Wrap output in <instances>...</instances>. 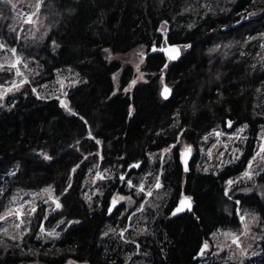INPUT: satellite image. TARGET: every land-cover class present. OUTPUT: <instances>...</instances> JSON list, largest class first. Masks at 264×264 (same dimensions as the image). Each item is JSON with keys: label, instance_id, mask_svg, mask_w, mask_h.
Wrapping results in <instances>:
<instances>
[{"label": "trees", "instance_id": "obj_1", "mask_svg": "<svg viewBox=\"0 0 264 264\" xmlns=\"http://www.w3.org/2000/svg\"><path fill=\"white\" fill-rule=\"evenodd\" d=\"M36 14L42 32L31 37L0 0V42L36 66L0 107V215L23 191L47 189L61 207L38 200L19 239L0 230V264H241L209 248L217 231L240 230L241 212L260 234L259 254L243 264H264V152L241 178L264 135V0H40ZM165 43L180 47L176 60L149 53ZM138 48L147 81L114 93L119 62L105 52ZM66 69L79 78L65 92L71 112L42 90ZM131 77L126 69L119 89ZM11 78L0 69V85ZM238 127L235 159L207 168L191 154L183 169L180 143L197 150L216 129ZM157 178L145 201L134 186ZM116 195L134 202L112 207ZM183 196L191 210L173 215Z\"/></svg>", "mask_w": 264, "mask_h": 264}, {"label": "rangeland", "instance_id": "obj_2", "mask_svg": "<svg viewBox=\"0 0 264 264\" xmlns=\"http://www.w3.org/2000/svg\"><path fill=\"white\" fill-rule=\"evenodd\" d=\"M3 1L11 6L12 10L14 11L15 17L18 21H20L21 26H23L24 24H30L29 31H27L29 36L34 37L37 33L42 32L41 24L36 14V4L38 0L34 2H28L25 0ZM29 17H31L32 22H28ZM260 36L261 48L263 49V52L264 33ZM0 44L2 43L0 42ZM144 56H146L144 48H138L129 53L121 55H112L109 52H105V59L108 62L114 60H118L119 62V67L113 75L114 93H117L118 91L122 93H127L133 88V86L145 83L147 81V72H145V70L143 69ZM2 68L5 71L7 70L9 72H12V78L8 81L6 85H0V93H4L6 89L11 88L13 83L20 84L22 80L26 81L27 76L29 74H34L36 72L35 65L31 64L27 60L21 59L20 56L16 53V51L13 52V48L7 47L5 45L4 47H0V69ZM126 69L131 72L132 77L127 83V85L119 89L121 75ZM78 81L79 78L76 77L75 72L71 71L70 69H66L62 72L57 73L56 77L51 83L46 84L42 87L43 94L57 97L60 103L61 101L64 102V104H62L64 106L66 105L65 92L67 88L70 85H75ZM133 81H135V83H133ZM161 83L162 82H160V86H162ZM12 91H7L2 97H0V107L4 105L6 97L10 95ZM228 127H231L230 123H228ZM242 133V127H238L232 132L224 131L222 129H216L215 131L209 133L207 136L204 137L203 141L200 142L197 150L194 147H190L191 154H198L199 158L203 157L204 160L202 161V163L205 164L207 168L210 167V165H213L214 162L217 167H220L226 162H229L238 156L240 149L239 145H236V141L242 138ZM259 139L260 143L257 148L256 157L251 160V166L246 169V171L251 172L252 175L253 171L256 169V165H254L255 160L263 155V152H261V146L264 145V135H261ZM187 148H189L187 143H180V146L178 147L181 153L180 155H182L183 151ZM169 152L170 148H166L162 150L161 154L165 156ZM97 172L98 171H96V173ZM241 178L247 179L249 177L242 175ZM157 182H159V187H157ZM160 187L161 183L159 178H157L150 187L144 186L143 184L134 186L136 192L144 194L145 201H148L149 198L154 195V190L157 191L158 189H160ZM141 188H143V191L140 190ZM49 194H51L49 191L41 190L38 192L23 191L15 195L10 200L11 202L9 204L8 209L5 211V213L2 214L5 216V219L0 220V230L15 239H19L20 236H22V234L27 229V226L22 224L23 216L31 214V209L35 207V205H37L38 200H42L43 203L46 204L52 203L54 206H56V203H53L52 200L49 199ZM51 196L54 197L52 194ZM120 197H125V199H120ZM116 200V205L119 203L131 205L134 202L133 199H129L128 197L122 195H116ZM21 205H23V207H20ZM17 210L23 213V215L17 217L15 215ZM9 211L12 212V215H6V213ZM241 216H244L245 220L242 222L240 219V230L217 231L216 233H214L212 240L209 243V248L215 247L217 248L216 251H224L227 257H236L237 261H243L245 263L247 260L259 254L257 240H259L260 234L255 232L253 229L256 223V219L254 222L251 219L254 216L253 214L249 212H241L240 217ZM246 224L248 226L247 231H245ZM16 225H19V227H16ZM126 228L127 227L121 230V234ZM43 233L44 232H42V234ZM45 233L47 236H53L56 235L58 232L55 229H52L49 232L45 231ZM233 237H238L239 244L233 242ZM242 249L246 250V255L241 256ZM67 264L77 263L70 260Z\"/></svg>", "mask_w": 264, "mask_h": 264}, {"label": "snow or ice", "instance_id": "obj_3", "mask_svg": "<svg viewBox=\"0 0 264 264\" xmlns=\"http://www.w3.org/2000/svg\"><path fill=\"white\" fill-rule=\"evenodd\" d=\"M36 7H37V8L40 7L39 0H38V2H37V4H36ZM28 22H32V21H31V17H29ZM0 47H4V45H3V44H0ZM185 47H188V45H185ZM14 51H15V50L13 49V52H14ZM178 54H179V53H178L177 49H176L175 47H172L171 50H170L169 59H175L176 56H177ZM165 67H167V65H165ZM18 74H19V73H18ZM23 83H25L24 80H22V81L20 82V84H15V83H13V85H12L11 88L6 89L4 93H0V97H2L7 91H12V90L18 89V88L20 87V85H22ZM133 83H135V81H133ZM33 92H36V89H33ZM168 93H169V89L165 86V87L163 88L162 92H161V95L164 96V97L166 98L167 95H168ZM61 104H64V102L61 101ZM64 106L67 107V105H64ZM68 111L71 112V109L68 108ZM129 115H131V109H130V111H129ZM229 123H231V122H229ZM89 135H91V133H89ZM97 143H99V141H97ZM166 151H167V150H166ZM188 152H190V147H189L184 153H182V157H183V156H186V155L188 154ZM261 152H264V145L261 146ZM45 159H50V157H48V156L45 155ZM251 163H252V162L250 161V162H249V166H251ZM130 167H132V166L130 165ZM74 170H75V169H74ZM74 170H73V171H74ZM186 170H187V169H186ZM96 175H97V177L100 178V179H103V178H104L103 176H101V174H100L99 172H97ZM243 175H244V176H247V177L250 178L251 175H252V173L249 172V171H246L245 173H243ZM121 179L123 180L124 177L121 176ZM128 183H129V185L131 186V181H129ZM227 183H228L229 185H231V184L234 183V181L229 180ZM157 187H159V182H157ZM67 190H68V189H65V192H67ZM140 190L143 191V188H141ZM0 191H2V190H0ZM44 191H49V190L46 189V190H44ZM149 194H151V193H149ZM227 194H228V193H227V190H226L225 195H227ZM49 199L52 200L53 203H56V207H57V208L61 207V205H60L59 202H58V199L52 197L51 194H49ZM120 199H125V197H120ZM186 199H190V198H186ZM116 203H117L116 198H113L112 204L115 205ZM181 204H183L185 207L188 206V205L186 204L185 200H182V201H181ZM20 207H23V205H21ZM111 210H112V208L110 207V208H109V211H111ZM181 210H182L181 208H177L175 211H176V212H179V211H181ZM31 211H32V212H35L36 209L33 207V208L31 209ZM6 215H12V212L9 211V212L6 213ZM15 215H16L17 217H19V216L23 215V213H21L19 210H17V212L15 213ZM4 219H5V216H4V215H0V220H4ZM240 219H241V221L243 222V221L245 220V217H244V216H241ZM251 219H252V221L254 222L256 218H255V216H253ZM16 227H19V225H16ZM247 230H248V226H247V224H246V225H245V231H247ZM5 231H6V230H5ZM233 242L239 244V239H238V237H233ZM207 247H208V243H207V241H205L204 245H203V246L201 247V249H200V253H198V254H203L204 250H205ZM243 255H246V250H243V249H242V250H241V256H243ZM232 258H233V257H230V259H232ZM241 264H243V261H241Z\"/></svg>", "mask_w": 264, "mask_h": 264}, {"label": "water", "instance_id": "obj_4", "mask_svg": "<svg viewBox=\"0 0 264 264\" xmlns=\"http://www.w3.org/2000/svg\"><path fill=\"white\" fill-rule=\"evenodd\" d=\"M237 25H238V23H235V24L233 25V27H234V26H237ZM172 47H175V48L177 49L178 53H179V54L176 56L175 59H169V54H170V50H171ZM153 52H159V53L163 54L168 60L173 61V60H176V59L180 56V54H181V49H180V47H179L178 45H176V44L165 43L164 45H161V46H159V47H157V46H155V45H152L151 48H150V50H149V53H153ZM165 86L169 89V93H168V95H167V97H166V98H168V97L171 96L172 89H171L169 86H167L166 84H162V86H161V88H160V95H161V92H162V90H163V88H164ZM161 97L165 99L164 96L161 95ZM187 149H188V148H187ZM187 149H186V150H187ZM186 150H184L183 153H184ZM180 159H181V164H182L183 169L186 170V169H187V166H188V163H189V161H190V159H191V151L188 152V154H187L186 156H183V157H182V155H181V156H180ZM131 166H138V164H136V165H135V164H132ZM186 198H189V197L183 196V197L180 199V201H179L177 207L175 208V210H176L177 208H181L182 210L179 211V212H176V211L174 210L173 215L179 214V213L184 212V211H189V210H191V207H192L191 199H186ZM182 200H185L186 204L188 205L187 207H185L183 204H181V201H182ZM115 205H116V204H115ZM115 205L112 204V207H114ZM77 264H80V263H77Z\"/></svg>", "mask_w": 264, "mask_h": 264}, {"label": "bare ground", "instance_id": "obj_5", "mask_svg": "<svg viewBox=\"0 0 264 264\" xmlns=\"http://www.w3.org/2000/svg\"><path fill=\"white\" fill-rule=\"evenodd\" d=\"M253 182V181H252Z\"/></svg>", "mask_w": 264, "mask_h": 264}]
</instances>
